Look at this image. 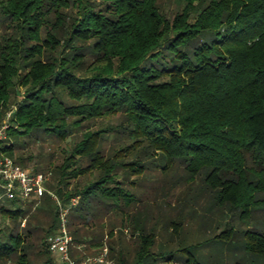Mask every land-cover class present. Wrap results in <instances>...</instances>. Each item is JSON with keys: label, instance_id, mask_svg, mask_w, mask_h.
<instances>
[{"label": "trees", "instance_id": "1", "mask_svg": "<svg viewBox=\"0 0 264 264\" xmlns=\"http://www.w3.org/2000/svg\"><path fill=\"white\" fill-rule=\"evenodd\" d=\"M160 1L0 0V124L17 88L24 91L11 116V140L42 133L66 141L95 120L121 117L116 126L82 130L54 169L59 198H80L69 214L76 262L106 244L114 264H174L168 250L157 258L154 234L141 235L131 260L113 229L139 227L130 214L110 221L107 234L79 235L102 209L118 214L132 204L136 181L158 160L161 173L178 171L161 188L190 192L196 185L193 192L206 191L250 223L237 236L239 248L244 259L264 264V0H182L172 20ZM15 148L11 142L3 151L22 165ZM94 172L93 181L79 184ZM47 205V229L22 227L33 202L0 205V216L17 223L0 227V264H60L47 244L58 210ZM38 230L45 236L37 238ZM234 234L229 227L214 238L231 245Z\"/></svg>", "mask_w": 264, "mask_h": 264}, {"label": "rangeland", "instance_id": "2", "mask_svg": "<svg viewBox=\"0 0 264 264\" xmlns=\"http://www.w3.org/2000/svg\"><path fill=\"white\" fill-rule=\"evenodd\" d=\"M159 4L170 20L184 7L182 0H161ZM68 13L75 15L76 11L69 10ZM17 91H19V95L12 96L6 115L16 105V100L21 98L24 89L17 88ZM64 99L72 103L66 97ZM120 121L121 117L119 116L98 119L82 130H96L100 127L116 126L120 124ZM82 130L74 131L77 135L74 136L75 133H73L66 141H60L42 133H33L17 140L9 138V143H14L16 147L14 157L22 159L23 164L21 166L34 172L37 170V172L44 173L49 178L47 182L48 189L56 193L53 189L57 183L54 169L63 163L65 156L70 153V149L80 137ZM112 139L113 137L108 139L105 148L111 146ZM156 164H158L156 168L148 166V170L136 181L137 187L132 190L135 195L132 204L127 207L124 206L118 214L102 209L100 213L97 212L94 221L89 218L88 224L82 227L79 235L85 237L88 234L87 232L93 230L107 234L110 221L113 220L118 223L119 220L123 217L127 218L130 214L135 220L142 222L139 227L127 222L126 226H121L118 223L113 229L115 240L120 243L121 248L130 253L131 260L134 259L136 247L142 238L141 235L154 234L153 252L156 253L157 258H159L158 254L162 253L164 249L173 252L174 264H194L195 260H198L201 264H235L239 260L241 264H258L256 260L244 259L242 255L244 252L240 250L238 244L240 238L237 236H241L242 233L247 231L251 226L250 223L242 222L234 217L233 213L221 209L210 200L206 191L193 192L197 188L196 185H192L191 189L193 191L190 192L185 191L187 187L185 189L184 187L173 189L169 185L161 188L160 185L166 182L165 180L178 179V171L171 169L167 174H163L160 170L165 168L164 164L158 160ZM96 176L97 172H94L91 176L81 177L79 184H83L88 180L93 181ZM182 191L185 192L181 193ZM44 204H48L52 208L55 207V202L51 198H46L40 203L33 202V207L36 209L28 218L21 219L22 227L28 225L32 227L39 226L42 229L49 227L51 215L47 210L41 211ZM171 222H174L173 225L175 226L170 227ZM16 226L17 223L12 219H3L0 216V227L3 230L16 228ZM22 227L19 226V230H22ZM229 227H233L236 231V234L233 235L236 237L233 238L234 240L232 239L234 244L229 245L227 239L220 242L219 239L214 238L221 233L226 234ZM43 236H45V232L38 230L36 237L41 238ZM106 239L107 237L104 239L105 242ZM38 244H40L39 241ZM52 258L56 263L63 264L57 256L53 255ZM163 262V259H159L157 264Z\"/></svg>", "mask_w": 264, "mask_h": 264}, {"label": "built area", "instance_id": "3", "mask_svg": "<svg viewBox=\"0 0 264 264\" xmlns=\"http://www.w3.org/2000/svg\"><path fill=\"white\" fill-rule=\"evenodd\" d=\"M15 110L16 106L12 107L0 124V205H4L8 200H18L25 206L32 202L39 203L45 195H49L58 210L57 229L47 239L50 252L63 264H114L109 258V248L106 244L100 252L86 256L80 262L72 258L70 248L75 247V244L69 231V214L78 205L80 198L74 197L67 203L63 202L56 193L48 189L49 178L44 173L24 168L3 151L4 147L10 145L11 116ZM76 247L81 249L84 245Z\"/></svg>", "mask_w": 264, "mask_h": 264}]
</instances>
